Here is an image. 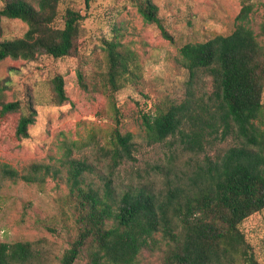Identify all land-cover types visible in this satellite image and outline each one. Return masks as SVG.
I'll return each instance as SVG.
<instances>
[{"label":"trees","instance_id":"1","mask_svg":"<svg viewBox=\"0 0 264 264\" xmlns=\"http://www.w3.org/2000/svg\"><path fill=\"white\" fill-rule=\"evenodd\" d=\"M90 1L84 0L86 7ZM129 1L144 22L155 26L164 39H171L151 0ZM59 3L0 0V62L6 58L32 61L39 55L63 59L74 54L84 17L70 8L60 14ZM251 12L252 5L244 3L229 35L181 46L178 54L186 76L185 97L166 110L140 114L149 142L177 136L182 150L193 154L202 153L218 135L220 139L232 135L236 143L216 160L207 159L186 182H168L162 194L150 189L119 194L109 176L124 159H131L132 135L121 134L114 126L107 149L109 176L101 187L87 182L89 164L67 161L66 197L76 236L58 264H77L81 258L84 264H141L142 252L153 251L160 244L163 264H260L240 229L246 218L264 209V130L258 126L263 112L264 20L254 34L246 25ZM4 18L23 22L27 27L24 34L2 39ZM58 18L60 27L56 26ZM103 50L106 72L98 81L86 83L76 73L77 84L86 93H118L135 80L134 52L118 38L104 41ZM206 78L210 79L209 93L196 96L195 89ZM51 86L54 103L67 102L61 75L53 76ZM5 89L6 84L0 83V121L19 113L13 135L16 140L26 139L36 111L30 101L24 106L4 101ZM56 175L48 164L31 163L18 171L0 162V187L6 181L41 186ZM40 261L41 253L32 242H0V264Z\"/></svg>","mask_w":264,"mask_h":264},{"label":"rangeland","instance_id":"2","mask_svg":"<svg viewBox=\"0 0 264 264\" xmlns=\"http://www.w3.org/2000/svg\"><path fill=\"white\" fill-rule=\"evenodd\" d=\"M171 39L147 24L129 0H60L59 12L70 8L84 17L76 41V52L63 59L39 55L32 61L6 58L0 62V83L6 84L4 101H30L36 111L28 137L16 140L13 132L19 113L0 121V162L20 171L31 163L48 164L57 175L43 185L22 181L3 182L0 187V242L27 241L41 253L40 264H58L62 253L76 236L74 215L67 201V161L82 160L91 166L87 182L101 187L109 176L107 149L110 133L118 126L130 133L131 159L113 170L116 193L150 189L163 193L167 183L186 182L207 159L212 161L234 145L232 135L216 140L202 153L182 150L177 136L149 142L141 126V112L155 113L178 104L186 93L184 70L178 50L187 43L205 42L217 35H229L242 4L252 5L247 27L258 34L264 20V0H151ZM62 20L56 21L60 27ZM2 39L21 37L26 25L16 19L1 21ZM118 38L136 55L135 80L120 92H84L77 84L79 71L86 83L96 82L106 72L103 42ZM260 39V38H258ZM61 75L67 102L54 103L51 79ZM210 79L195 89L196 96L208 94ZM263 112L258 122L264 130ZM116 106V113L115 107ZM119 123H117V120ZM221 132V130L219 131ZM255 259L264 264V209L240 225ZM160 246V247H159ZM143 251L141 264H163V245ZM81 258L77 264H84Z\"/></svg>","mask_w":264,"mask_h":264}]
</instances>
